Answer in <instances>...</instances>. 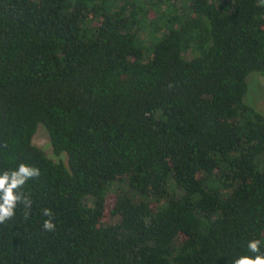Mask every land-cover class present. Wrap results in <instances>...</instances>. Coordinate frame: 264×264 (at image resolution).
I'll return each instance as SVG.
<instances>
[{"label": "trees", "instance_id": "1", "mask_svg": "<svg viewBox=\"0 0 264 264\" xmlns=\"http://www.w3.org/2000/svg\"><path fill=\"white\" fill-rule=\"evenodd\" d=\"M253 71L264 0H0V172H41L23 189L31 208L0 224V264L264 254ZM40 125L67 165L33 142Z\"/></svg>", "mask_w": 264, "mask_h": 264}, {"label": "clouds", "instance_id": "2", "mask_svg": "<svg viewBox=\"0 0 264 264\" xmlns=\"http://www.w3.org/2000/svg\"><path fill=\"white\" fill-rule=\"evenodd\" d=\"M0 147H7V144H0ZM41 175L40 169L26 163H20L13 170L0 172V224H5L16 215L18 205L31 208L32 200L29 194L24 192V186L29 180L37 179ZM42 215L47 217L43 221L42 230L52 232L56 228L54 214L50 208H44ZM259 240H251L248 243V250L252 253L260 252ZM234 264H264V254L253 256H241L234 261Z\"/></svg>", "mask_w": 264, "mask_h": 264}, {"label": "rangeland", "instance_id": "3", "mask_svg": "<svg viewBox=\"0 0 264 264\" xmlns=\"http://www.w3.org/2000/svg\"><path fill=\"white\" fill-rule=\"evenodd\" d=\"M247 81L249 89L245 95V101L264 113V77L259 72L253 71L248 75ZM33 142L41 147L53 160L68 164V155L66 153L55 154L45 126L40 125L38 127Z\"/></svg>", "mask_w": 264, "mask_h": 264}]
</instances>
